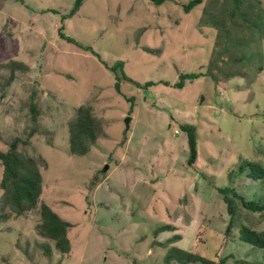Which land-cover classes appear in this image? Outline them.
Wrapping results in <instances>:
<instances>
[{"label":"rangeland","instance_id":"obj_1","mask_svg":"<svg viewBox=\"0 0 264 264\" xmlns=\"http://www.w3.org/2000/svg\"><path fill=\"white\" fill-rule=\"evenodd\" d=\"M190 1L85 0L63 32L99 57L60 37L61 17L75 0L0 1V65L25 66L0 92V150L19 138L22 153L47 163L40 167V204L21 216L3 204L0 164V215H10L0 223V264H166L174 248L216 262L213 254L228 256L226 264H264V250L238 235L240 222L264 232V212L241 210L243 219L226 237L230 216L218 192L262 194L244 173H229L245 160L264 164V117L257 116L264 114V69L237 63L258 50L264 56V37L245 26L264 23V0H243L241 8L232 0H203L186 13ZM118 63L117 74L106 68ZM241 70L244 78L236 77ZM202 72H214L220 85L205 76L176 87L182 73ZM121 73L156 86L120 81L118 89ZM10 74L0 69V85ZM82 105L99 134L85 157L70 151V121ZM188 125L199 137L194 164ZM43 203L71 223L69 253L37 230ZM166 224L177 230L155 237ZM174 236L176 244L166 242Z\"/></svg>","mask_w":264,"mask_h":264},{"label":"trees","instance_id":"obj_2","mask_svg":"<svg viewBox=\"0 0 264 264\" xmlns=\"http://www.w3.org/2000/svg\"><path fill=\"white\" fill-rule=\"evenodd\" d=\"M0 1H2V5H4V3H6L8 0ZM148 1L154 3L155 5H160L161 3L167 0ZM84 2L85 0H75L74 7L71 12L61 17L62 26L60 27V37H62V39L64 40H67L68 42L75 43L84 50L92 51L95 56L99 57V55L92 48L85 47L79 43H76L73 38H68L64 35L63 32L65 29V21L78 13L84 5ZM232 2L235 8H241V6H243V0H232ZM202 3L203 0H191L188 4L183 5V9L186 13H190ZM213 25L217 28H220L217 22H214ZM245 26L254 29L256 32L258 31V37H264V32L262 31L264 30V23H262V21L252 23L246 21ZM240 50L243 51V54L246 53V46ZM152 51L154 52L155 50L147 49V52ZM243 61H247V64L249 65L251 64V62H253L258 65L259 69H264V56L261 54L260 50H258L255 54L250 53L248 56L243 55L240 60H237V63ZM211 65L212 64H210L209 66ZM119 66H121V63H118L115 66L106 65V68L111 72L117 74ZM5 68L10 69L11 74L9 78H4V82L1 83V93L3 89L10 86L15 80L16 70H23L25 66L24 64H18L16 62L0 65V69ZM202 73H182V75L180 76L181 79L175 85L179 89H184L186 83H188L189 81L194 82L195 80H198L205 76L212 77L214 85H220V82L217 81V77H215L214 72L208 74ZM234 75L236 77L244 78L245 73L241 70L235 72ZM117 81L118 83H116V87L117 85H120V81L132 83L139 89H146L148 87L156 86V84L153 82L146 83L145 85L136 84L131 80V78H129L123 73L120 74V77H117ZM162 84H164L165 86H171V83L162 82ZM31 113V119L34 123H36L39 111L36 110L35 105H33ZM257 116H259L258 118L261 119L264 117V114H258ZM97 128V120L93 117L90 108L87 105H82L77 111L76 118L70 121V151L72 155L85 157L91 152V148L96 144L99 136ZM183 129L186 132V136L188 139L187 147L189 150L190 157L189 163L194 164L199 156L198 133L196 131L195 126L188 125L183 127ZM35 131L36 128L33 130L32 134L35 133ZM21 142L22 141L19 138L14 139V141L9 145V148L7 150H0V164H2L3 167L1 189L4 191L2 201L4 206L9 207L11 212L15 213L17 216H21L25 212L35 209L40 204L39 201L43 193V177L40 167L47 166V163L41 157L32 159L25 153H22L19 150V144ZM239 167L240 168L238 173L236 172L234 175L235 171L232 170L229 174L231 176H234L233 178H235L244 173L246 175V180H249L253 183H259L261 185L260 193L262 194L258 195V193H254L251 197H246L233 188L218 189V192L223 197V201L227 206V211L230 216V221L227 227V231L225 233L226 237H229L231 235L236 223L241 221V219L239 220V218L242 217L241 210L250 213L264 212V164L259 161L245 160V162L241 163ZM40 215L42 224L38 226L37 230H40L41 236L55 242L56 249L60 253H69L70 240L67 236V230L71 226V223L63 220L56 212L53 211V209L47 203L41 204ZM9 219L10 215H0V223L7 222L9 221ZM246 219L248 222L250 221L249 216L244 218V220ZM174 229H176L174 226L166 224L162 227H158L154 231V236L158 237L163 233L171 232ZM238 231L239 239L241 242L252 246L253 249L256 251L264 250L263 231L255 229L252 225H250V223L244 224L241 222ZM178 239L180 240L179 236L178 238L177 236H174L172 239H167L166 242L176 244L178 242ZM204 245L202 247L206 249ZM46 249L48 254H50L51 250L49 248ZM211 250L213 251L214 248H212ZM213 256L217 257V262L215 261L216 259L211 260V258L208 259L207 257L201 255L192 256L185 252L184 249L174 248L172 251L170 250L165 260L166 264H170L171 262L176 260L179 261V264H226L229 259L228 256L220 258L219 254H213ZM259 263L263 264L262 261H259L258 264Z\"/></svg>","mask_w":264,"mask_h":264},{"label":"water","instance_id":"obj_3","mask_svg":"<svg viewBox=\"0 0 264 264\" xmlns=\"http://www.w3.org/2000/svg\"><path fill=\"white\" fill-rule=\"evenodd\" d=\"M203 99H204V98H202V100H203ZM202 100H201V101H202ZM131 119H132L131 117H128V118L125 119V125H126V129H127V130H128V128H129V125H130Z\"/></svg>","mask_w":264,"mask_h":264}]
</instances>
